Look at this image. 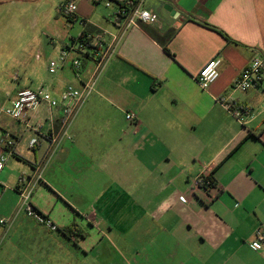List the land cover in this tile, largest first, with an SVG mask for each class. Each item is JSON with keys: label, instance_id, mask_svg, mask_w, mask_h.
<instances>
[{"label": "crops", "instance_id": "1", "mask_svg": "<svg viewBox=\"0 0 264 264\" xmlns=\"http://www.w3.org/2000/svg\"><path fill=\"white\" fill-rule=\"evenodd\" d=\"M76 1V17L60 11L50 40L40 46L34 37L25 50L31 87L50 90L59 104L14 119L2 109L30 85L0 78V218L8 219L0 264H264V249L250 246L264 227V79L234 87L255 56L264 58V0H144L157 18L127 29L116 4L106 17L102 0ZM83 32L93 38L80 49ZM215 56L220 75L203 88L198 74ZM93 76L71 138L53 147L62 91ZM224 99L249 113L236 116ZM7 133L11 147L2 142ZM203 173L213 186L194 188ZM22 177L58 230L20 206Z\"/></svg>", "mask_w": 264, "mask_h": 264}, {"label": "built area", "instance_id": "2", "mask_svg": "<svg viewBox=\"0 0 264 264\" xmlns=\"http://www.w3.org/2000/svg\"><path fill=\"white\" fill-rule=\"evenodd\" d=\"M144 0H107V6H113L116 4V15L124 22V29L132 25H136L144 22H152L157 18L155 13H152L148 9L143 7ZM78 10V3L76 0H68L61 5L60 11L73 15L76 17ZM93 38L92 33L86 32L78 43L80 49H84L90 43ZM72 48V47H70ZM70 48H66L62 51L60 60H64L70 52ZM74 48V47H73ZM101 61V60H100ZM74 65L80 64V58L73 60ZM101 64V62H100ZM220 56H215L209 59L201 68L198 74V81L203 88H207L210 84L215 82L220 75ZM59 68L57 60L50 61L49 70L54 72ZM264 79V58L261 56H255L250 63L241 71L238 77L234 81V87L246 91L259 84ZM96 83V76L89 79L81 88H77L71 84L67 85L62 91L61 100L63 104V126L61 130L52 135L53 147H58L62 142L63 138L67 136L71 138L69 134V128L72 123L73 117L76 112L80 109L84 100L93 92ZM47 102L51 107H55L59 104V99L55 98L50 90L45 87H25L17 92L16 98L11 104L3 107V112L14 119L24 118L29 111L37 109L42 103ZM226 107L232 109L236 116L242 117L243 114H248L250 109L243 107L235 100L222 101ZM128 119H134V113H127ZM3 144L6 147H11L14 144V139L8 133L2 139ZM38 142L37 138L31 139L30 144L33 146ZM6 154L0 150V172L3 169L6 162ZM36 179H40L42 176V168L40 167L36 174ZM213 186L212 180L209 174L203 173L196 177L193 181V187L196 189L207 190ZM19 190V204L25 209L27 215L36 219V221L46 225L52 230H58V225L53 219L46 214L37 210L32 202V194L34 190V184L31 183L27 178L22 177L18 186ZM8 219L6 217L0 218V223L6 224ZM250 246L255 249H264V227H259L256 232L254 239L250 242Z\"/></svg>", "mask_w": 264, "mask_h": 264}, {"label": "rangeland", "instance_id": "3", "mask_svg": "<svg viewBox=\"0 0 264 264\" xmlns=\"http://www.w3.org/2000/svg\"><path fill=\"white\" fill-rule=\"evenodd\" d=\"M66 1L68 0H0V78L9 75L5 83L19 87L34 86L28 77L31 69L27 61L29 55L25 51L34 45L28 44L27 47V43L34 37L40 46L50 40L46 35L49 32L48 24L62 14L60 7ZM106 1L102 0L99 4V13L108 17L109 9L112 10L113 6H107ZM76 23L80 25V21ZM11 79L15 83H11Z\"/></svg>", "mask_w": 264, "mask_h": 264}, {"label": "trees", "instance_id": "4", "mask_svg": "<svg viewBox=\"0 0 264 264\" xmlns=\"http://www.w3.org/2000/svg\"><path fill=\"white\" fill-rule=\"evenodd\" d=\"M69 17H72V18H74V16H73V15H69ZM84 33H86V32H83V34H81V35H80L79 39H81V38L83 37ZM210 179L212 180V178H211V177H210ZM212 184H213V180H212Z\"/></svg>", "mask_w": 264, "mask_h": 264}]
</instances>
